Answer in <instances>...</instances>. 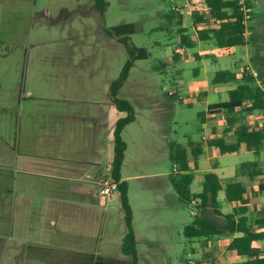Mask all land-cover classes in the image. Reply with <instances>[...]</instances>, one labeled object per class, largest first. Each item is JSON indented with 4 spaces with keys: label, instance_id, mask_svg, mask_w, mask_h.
Here are the masks:
<instances>
[{
    "label": "crops",
    "instance_id": "0c3cea01",
    "mask_svg": "<svg viewBox=\"0 0 264 264\" xmlns=\"http://www.w3.org/2000/svg\"><path fill=\"white\" fill-rule=\"evenodd\" d=\"M179 1L181 2L176 5H188V7L183 9L182 18L177 14L166 12V18L170 21L171 26L177 32L178 24L182 22V27L187 28L191 39L196 41L194 49L203 43L208 45L214 43L212 40L197 41L198 31L206 29L209 25L206 23L195 25L194 23V16H206L208 13L204 0H201V3H197V0ZM95 10L101 19H104L96 8ZM107 36L109 35L106 34L104 37ZM111 37L119 41V37L112 34ZM177 38L179 42L178 33ZM156 43L161 46L160 42ZM215 47V50L222 51L223 55L230 56L236 62L234 69L220 71L235 72L237 79L240 80L242 78L240 72L244 71L246 67H249L250 70L255 69L250 64V45L240 46L245 48V53L242 55L245 59L236 55L234 49L239 47L220 49L216 44ZM187 50L189 49H179L176 45L172 54L166 57L164 63H161L162 71L168 72L169 68H173L180 78V70L175 68L177 65L190 59L203 60L201 54H188ZM67 56L72 57L73 53L68 52ZM106 57L109 59L112 57L110 52H107ZM205 58L208 59V55ZM109 59H103L102 63L97 65L96 70L93 68L86 70V67L81 66L80 71L64 73V79L69 88L79 87L81 91L84 90L82 96L55 99L54 101H62L59 103L61 104L60 107L55 108L53 114L48 115L46 120L38 122L36 126L28 125L33 122L32 119L27 122L25 136L23 138L20 136L18 139L16 150H12L4 137H0L1 161L8 162L13 159L17 167V174L21 175L20 177L17 176V249L15 248L13 255L17 264H95L98 258L113 259L123 264L130 261V258L121 251L127 229L125 231L123 226L125 220L121 212L123 208L120 193L104 197L100 195L97 187V182L108 174L114 159L117 122L127 115L118 109L110 95V85L118 77L111 75L109 66L111 61ZM214 60H218V57L215 56ZM262 81H264L263 78ZM233 83L236 84L233 88L230 85L219 91L212 88L214 89V98L217 101H210L209 99L211 92L209 84L199 85L196 83L193 85L191 96L180 97L184 106H189L185 102V98H191L190 105L192 107L194 105H205L206 107L202 111L203 115H201L200 125H198L199 131L202 133L201 141L189 142V147L186 148L189 152L194 147H200L202 150V154L197 159L198 166L193 171L194 181L195 173L200 171L199 161L201 157H206L204 161L206 169L202 175L203 181L204 175L208 172L216 174L220 179L235 178L242 164L259 162L263 175L257 178L256 184L249 188L247 194L249 200L248 216L251 221H255L264 211V192L259 189V184L264 182V150L259 157L245 148L237 153L222 155L218 148L210 144L216 138L228 139L234 133V130L226 131L228 114L225 111L214 115L209 114L211 105L226 101L229 92L237 87L238 83ZM100 84L101 89L97 92L99 95H96L95 88ZM28 94L31 95L32 91H28ZM129 102L135 110L136 119L127 125L122 132V138L127 144V149L121 170V180L128 184V197L133 211V228L137 241L138 264H140L139 244L141 240L146 242L148 248H162L164 247L163 242L176 240L175 229L177 228L179 235L177 245L181 247L184 228L191 221L183 220L179 222V227L175 225L176 220H179L180 217L177 210H180L183 205L172 187L171 172L168 176L163 172L161 174L155 173L157 184L142 185L143 192L138 190V195H143V197L140 200L136 198L134 202L132 182L149 175L147 173H135L132 171V167L138 166L139 168L146 165L145 160L152 155H144L145 152L140 153V137L144 134L143 125L136 115L139 113L135 108L137 103ZM139 108L144 110L147 107L143 109V105H141ZM245 123L251 127L261 128L264 126L263 115L258 112L249 115ZM134 125L137 126L134 128ZM127 134L136 137L138 144L136 155L134 152L131 154V142L135 143V141L133 139L130 142L127 141ZM146 146L148 149L151 148L148 143ZM226 155H251L254 159L249 157L248 162L241 163L239 167L236 163L228 169L226 165H222L220 160ZM130 164L132 166L130 172H125ZM190 165L194 168L192 157H190ZM3 175L0 170V178ZM203 181L199 183L202 184L201 191ZM219 201L223 214H229L234 207L240 206V203L233 204L225 201L224 191L219 193ZM156 205L159 208L155 207ZM167 205H170L168 212L170 214L163 217ZM158 210L163 211L158 213ZM120 220L122 226H120ZM261 232H264V228ZM236 236H240V234L233 237L223 236L211 239L204 252L212 253L213 257L205 260L203 264L243 262L245 257L233 255L228 250L229 244ZM103 244L106 247L110 245L117 248L119 255H124V258L119 256L117 259L107 251H103ZM193 244L194 246H191L187 254H192L194 258L191 250L199 248V243L194 241ZM173 246L176 245L173 244ZM253 247L260 251L261 257H264V239L254 242Z\"/></svg>",
    "mask_w": 264,
    "mask_h": 264
},
{
    "label": "rangeland",
    "instance_id": "374dc122",
    "mask_svg": "<svg viewBox=\"0 0 264 264\" xmlns=\"http://www.w3.org/2000/svg\"><path fill=\"white\" fill-rule=\"evenodd\" d=\"M105 1L107 6L104 19H101L94 8L95 0H0V137H4L11 149L16 150L18 139L25 136L27 122L32 119L33 122L28 125L36 126L53 114L55 108L60 107V99L81 97L84 90L81 91L79 87L69 88L64 73L80 71L81 66L86 67V70H96L103 59H109L106 54L110 52L112 57L108 65L111 75L119 77L129 54L126 46L112 38L108 32L113 26L134 23L137 32L131 35L130 41L137 47L146 48L150 57L135 62L118 98L137 103L135 108L139 113L136 115L143 125L144 133L140 137V153L152 155L140 169L131 164L125 169V172H130L132 167L135 173L149 175L132 182L135 202L136 198L140 200L143 197L138 195V190L143 192L142 185L157 184L155 173L163 172L166 176L170 172L173 174V165L168 159L170 141L185 147H189V142L201 141L198 114L205 110V105L187 107L179 98L191 96L193 85L197 83L209 84V99L217 101L212 88L219 91L229 85L233 88L236 84H213L212 80L217 71L234 69L236 62L230 56L223 55L222 51L215 50L214 43H203L196 49L187 50L188 54H201L203 60L190 59L175 67L180 70V78L173 68H169L168 72L162 71L161 63L166 61V57L178 45L176 29L166 18V12L169 13L173 4L181 1ZM246 1L252 7L254 4L256 12V17L254 18L253 13L249 26L252 27L253 24L256 31H264V0ZM197 3H201V0H197ZM188 22L190 25V20ZM106 34L109 36L104 37ZM251 34L249 28L247 40L251 39ZM156 42H160L161 46ZM250 49L254 50L253 44ZM234 51L237 56L243 57L245 48H235ZM68 52H72L73 56L68 57ZM206 55L208 59L205 58ZM215 56L218 60H214ZM242 71L240 74L244 72ZM100 89L101 84L95 88L96 95H99L97 92ZM171 90L177 91L179 98L170 97L168 92ZM28 91H32V96ZM55 99L59 100L54 101ZM141 105L143 109L147 108L140 110ZM135 126L137 125L134 128ZM126 137L129 142L132 139L135 141L131 142V154L134 152L136 155V137L129 134ZM147 143L151 146L150 149L147 148ZM249 157L254 159L251 155H226L220 160L229 169L236 163L239 167L241 163L248 162ZM205 158H200V171L195 173L193 192L201 191L202 184L199 183H202V175L206 169ZM0 170L4 174L0 178V264H17L13 255L15 248L17 249V176L21 175L17 174L13 159L5 162L0 157ZM169 206H165L163 217L170 214ZM155 207L159 208L157 205ZM192 209L181 206L177 210L180 215L175 222L177 227L180 221L193 220ZM162 211L158 210V213ZM193 211L196 215V210ZM121 212L124 216V211ZM209 212L214 217V211L210 209ZM119 223L122 226L121 220ZM123 226L126 231L125 222ZM175 236L176 240L163 242L162 248H148L146 242L141 240L140 264H187V253L194 244L182 235L183 243L179 247L177 228ZM102 247L103 251L113 257L124 258V255H119L117 248L110 245L106 247L104 244ZM196 256L193 258L195 262L201 258V255Z\"/></svg>",
    "mask_w": 264,
    "mask_h": 264
},
{
    "label": "trees",
    "instance_id": "16d2710c",
    "mask_svg": "<svg viewBox=\"0 0 264 264\" xmlns=\"http://www.w3.org/2000/svg\"><path fill=\"white\" fill-rule=\"evenodd\" d=\"M208 13L206 16H194V23L198 25L209 24L204 30L198 31L197 41H213L220 49H231L245 45H254L251 51L250 64L260 74L264 80V31H256L255 26H249L252 31L251 39L247 40L246 27L243 24V14L240 11L238 0H204ZM107 2L105 0H95V8L104 15ZM254 7V6H253ZM172 14L182 18L184 10L182 8L170 11ZM256 12H254V18ZM161 29V28H159ZM137 32L134 23L121 24L110 28V34L119 37L128 51L129 59L125 62L119 77L110 85V95L118 109L127 115L118 120L115 129L114 159L111 163V176L118 182L121 206L124 211L126 234L122 241L121 251L130 258L126 264H138V251L136 235L133 228V211L128 197V184L121 180V170L125 159L127 144L122 138L124 128L136 119L135 110L128 100L118 98L120 89L127 81L130 71L138 60H145L150 57V52L146 48L135 46L131 41V35ZM179 49H194L196 41L191 39L188 29L182 27V22L178 24ZM213 84L237 82L235 89L228 94L226 101L218 102L209 107V114L214 115L225 111L228 114L226 131L234 130L233 135L228 138H216L210 142L211 145L219 149L222 155L240 152L243 148L252 151L259 157L264 150V126L261 128L251 127L245 123L246 118L254 113L264 115V93L252 77L249 67L242 73V78L237 79L236 73L231 71H219L215 74ZM264 82V81H263ZM170 97L179 98L178 93ZM181 99V98H179ZM191 98H185V102L190 105ZM203 112L198 114L201 118ZM202 154L200 147H194L191 152L180 143L169 142V159L173 168L177 167V172L170 175L172 187L179 197L184 207L196 210L193 220L184 228V236L190 243L198 241L199 248H193L191 252L196 255L201 254L200 260L196 264L203 262L212 256L204 249L211 239L215 237H233L228 246L229 252L236 256H243V262L235 264H264V257L260 256V251L253 247V243L264 239V211L255 221H251L248 216L249 200L247 194L249 188L256 184L257 178L263 175L258 161L242 164L235 178L220 179L216 174L208 172L204 175L203 188L199 193L192 191L194 182V170L197 168L198 157ZM190 157L193 158L194 168L190 165ZM259 189L264 192V182L259 184ZM224 191L225 201L240 206L234 207L229 214L221 211L219 193ZM197 201V202H196ZM214 211V217L210 216L209 210ZM203 249V250H201ZM196 259V258H195ZM198 259V258H197ZM95 264H123L113 259L98 258Z\"/></svg>",
    "mask_w": 264,
    "mask_h": 264
},
{
    "label": "built area",
    "instance_id": "2783aa9c",
    "mask_svg": "<svg viewBox=\"0 0 264 264\" xmlns=\"http://www.w3.org/2000/svg\"><path fill=\"white\" fill-rule=\"evenodd\" d=\"M238 5L240 7V11L243 14V24L246 27V34H248L249 32L248 27H249L250 22L253 19V13L255 12V9L250 4H248L246 0H238ZM185 7H188V5L184 6V5L173 4L172 9L173 10H176L179 8L184 9ZM250 73L252 77L256 80L257 85L263 90V93H264V84L260 77L259 72L255 69H251ZM168 93L169 95H175L177 91L171 90ZM263 118H264V115H263ZM110 167H109L108 174L102 177L97 182V187L99 188L100 195L104 197L113 196V194L119 193L118 182L115 181V179L111 176ZM173 169H174V172H177L176 166ZM191 214L195 215V212L191 211ZM187 264H196V262L193 259L192 254H188Z\"/></svg>",
    "mask_w": 264,
    "mask_h": 264
}]
</instances>
